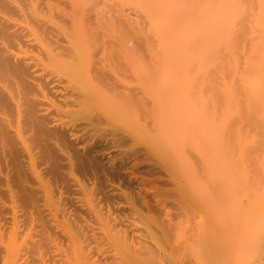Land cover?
<instances>
[{
  "label": "bare ground",
  "instance_id": "obj_1",
  "mask_svg": "<svg viewBox=\"0 0 264 264\" xmlns=\"http://www.w3.org/2000/svg\"><path fill=\"white\" fill-rule=\"evenodd\" d=\"M134 1L0 0V264H264V93L233 98L245 85L227 59L201 60L199 80L153 57L160 0L141 16ZM201 1L161 15L182 37L205 8L253 7V28L245 10L227 32L264 76V0ZM219 73L246 100L234 114Z\"/></svg>",
  "mask_w": 264,
  "mask_h": 264
},
{
  "label": "rangeland",
  "instance_id": "obj_2",
  "mask_svg": "<svg viewBox=\"0 0 264 264\" xmlns=\"http://www.w3.org/2000/svg\"><path fill=\"white\" fill-rule=\"evenodd\" d=\"M134 1V0H133ZM139 1V2H138ZM138 1H134L133 2V5H134V8H135V11L136 10H138V16L141 14V12H143V13H145L144 11H145V9H144V5L145 4H147L146 3V0H138ZM143 1V2H142ZM156 0H152V5H156V7L157 8H159V9H161V11L163 12V14H169V13H173V14H176V13H178L179 12V10L180 9H178L179 7H180V4H182V0L181 1H179L180 3H172V2H170V0H163V2H162V0H160V1H158L159 2V4L161 5H158V3H156L155 2ZM205 1V0H204ZM141 2V3H140ZM156 4H155V3ZM161 2V3H160ZM177 2V1H176ZM138 3V4H137ZM154 3V4H153ZM203 0L201 1V7L200 8H205L204 6H203ZM217 3V2H216ZM218 4V3H217ZM217 4H215V5H217ZM140 5V6H139ZM167 5V6H166ZM177 5L179 6V7H177ZM214 5V7L216 8V6ZM220 6H222L221 5V3L219 4ZM219 5H217V7L219 8ZM174 6V7H173ZM181 6H183V5H181ZM136 7L137 8H139V9H136ZM213 7V6H212ZM212 7H211V9H212ZM225 7V6H224ZM228 6H226L225 7V9L222 11V15L221 16H217L218 14L220 15V13H217L215 16H217L216 17V19H214L213 18V13H214V11L215 12H219L220 10L218 9V8H214L213 10V12H212V14H211V11H210V7H208L209 9L207 10L206 8H205V16H212L211 17V19H209V17L207 18L209 21H207L206 20V18H204L203 19V17L201 16V20L199 21V23L197 24V25H195V26H193L194 27V29H196V30H194V29H192L193 27H190L192 30H193V32L192 31H190L191 29L189 28V19L188 20H185L184 21V28H182V26H181V32L182 31H184V34H183V36L182 37H179V32H176L174 29H173V27H172V25L170 26L169 24H166L165 23V18L163 17V15H161L162 14V12H161V14H157V15H159V17L157 16H155V17H153V18H151L150 19V21H149V23H148V27L147 28H145V29H147V31L149 32V30H148V28L150 27V29H152L150 32H153V34L152 35H156L157 37H156V39L157 40H159L160 42H161V44H160V42L158 41L157 42V40H155V41H153V44H154V42H156L155 44L156 45H160V46H155L154 48H153V46L155 45H153L152 46V49H153V53H154V55L155 56H153V57H156V58H160V59H166V60H168V61H170L171 59H172V63H176L177 64V62H181V66L180 65H178L177 64V66H180L179 68H180V70L183 72V73H187V75H189L190 76V78H192V79H196L195 78V76L197 77L198 76V78H199V80H200V77L202 76L201 74H205V71L207 70L208 71V69H205V68H209V71L211 70V69H213L212 67H214V64L218 61V62H222V61H224V60H228V64L231 66H233V73H234V77H237L236 79H238V80H240V82L242 83V81H243V84H238V83H240V82H238L237 83V86L238 85H241L242 87H243V85H245V89H240L239 88V90H237L238 89V87L237 88H235V87H233V83L232 82H234V81H232L231 82V80H235V78H233V79H231V78H229V79H231V80H229V83L228 84H226V82H225V78L227 77H225L223 74H221V73H219V77H218V79L221 81V83H220V81H218V79H217V77L214 75L213 77H216V79H217V81H215V78H214V80H213V77H212V79H210V82H211V80H213L214 81V83L216 84H214V86H217L218 88H216L215 87V89L217 90V91H215V93L216 92H218V91H220V93L222 94L223 93V95H224V101H225V103L221 100V98H220V102L222 101V103H220V105H222L223 104V106H221V107H223V109H230L231 110V108L230 107H232L233 108V110H231L230 112L231 113H235V111L237 110V108H240L241 106L243 107L244 106V101H246L245 100V96L247 97V96H252V95H254V93H255V91L257 90V88L258 87H260V88H258V90L257 91H259V90H261V91H259V92H262V93H264V87H262V85H264V76H262V75H258L257 76V74H255V70H257L256 68H258L257 67V65L255 64V63H257V59L255 60V57H254V59L253 58H249V57H247L246 55H245V52H247V53H249V55L252 53L251 51L252 50H244L245 49V47H244V45H246L247 46V43L246 42H244V41H242V40H239V41H241L242 42V44H239V45H242V46H239V48H241V51L243 50V52L241 53V52H239V53H236V52H234V51H238L237 49H239V48H237V47H235V45L236 46H238V43H241V42H236L237 44H235V43H232L231 42V44L234 46V48L232 49L231 47H233L232 45L230 46V41H231V36H230V34L227 32L228 31V28H229V26L232 24V26H234L235 24H237V22H239L240 21V19L242 18V15H244L246 12L248 13L249 11V14L251 13L252 14V17H251V19L248 17L249 16V14H248V16H243V21L241 20L240 22H241V24H242V22H244V23H247V24H249V26L251 27V28H253V21H254V19H252L253 18V16H255L256 14H254V13H256V11L254 10V8L253 7H251L250 9H249V7L247 8L246 6H241V7H244V8H242V9H240V11L242 10V13H241V16H239L240 14V11H237V7L238 6H236V8H235V6L234 5H231V9H230V11L228 10V9H226ZM230 7V6H229ZM233 7V8H232ZM246 7V8H245ZM166 8H168L167 10H166ZM181 8V7H180ZM183 8V7H182ZM199 8V9H200ZM234 8H235V10H236V12H233V13H230V14H233V16H235V17H231V15L229 14V12H231V10L233 9V11H234ZM253 8V9H252ZM247 9H249V10H247ZM218 10V11H217ZM228 10V11H227ZM244 10V11H243ZM245 10H246V12H245ZM166 11V12H165ZM201 11V10H200ZM227 13H226V12ZM254 11V12H253ZM165 12V13H164ZM196 12V11H195ZM197 12H198V9H197ZM209 12V13H208ZM245 12V13H244ZM247 13H246V15H247ZM207 14V15H206ZM209 14V15H208ZM237 14H239L238 16H237ZM250 14V15H251ZM224 15V16H223ZM225 15H228L226 18L229 20V21H227V22H229L228 23V26H226V24H227V22L225 21L226 19H225ZM141 16V15H140ZM214 16V17H215ZM232 18H230V17ZM218 17H220L221 19H222V21L221 22H218V21H220V18H219V20L217 19ZM244 17H248L247 18V20H245V18ZM142 18V17H141ZM158 18V19H157ZM240 18V19H239ZM156 19V20H155ZM213 19V20H212ZM250 19V21L252 20V22L250 23V21H248ZM139 21L141 20V19H138ZM160 20V21H159ZM203 20V21H202ZM212 20V21H211ZM141 21H143V20H141ZM162 21V22H161ZM201 21L203 22V24L201 23ZM210 21H211V23H210ZM218 22V26H216L217 25V22ZM205 22V23H204ZM215 22V23H214ZM224 22V23H223ZM230 22H231V24H230ZM233 22V23H232ZM164 24V25H162V24ZM208 23H210L211 24V26H206ZM150 24V25H149ZM202 24V25H201ZM210 24H208V25H210ZM213 24H215L214 26H213ZM147 25V24H146ZM201 25V26H200ZM240 25V24H239ZM238 25V26H239ZM244 25V24H243ZM167 26V27H166ZM186 26H187V28H186ZM203 26H204V28H206V30L208 31L209 30V32L207 33V34H209V36H207L206 35V31H205V29L203 28ZM232 26H230V27H232ZM241 26V25H240ZM245 26V25H244ZM247 26V25H246ZM245 26V27H246ZM200 28H201V30H200ZM237 28H239V27H237ZM190 29V30H189ZM203 29H204V32H203ZM213 29V30H212ZM215 29H217L216 30V32H214L215 31ZM219 29L222 31V32H220L219 31ZM246 29V28H245ZM248 30V29H247ZM168 31V32H167ZM189 31H190V33L191 34H189ZM200 31H202V32H200ZM220 33H223L222 35H220V37L218 36L219 35V32ZM248 31H251V30H248ZM247 31V33L248 34H251V32H248ZM149 32V33H150ZM197 32V33H196ZM198 32H199V35L202 33L203 34V38H205L204 36H207L205 39H201L202 37V34L199 36V35H197L198 34ZM187 34V35H186ZM218 34V35H217ZM190 35V36H189ZM199 36V37H196V36ZM227 35V36H226ZM178 36V37H177ZM185 36H187L186 38H185ZM196 37V38H194L193 39V37ZM215 37V38H213V37ZM177 37V38H176ZM219 37V38H218ZM252 37H254V35L253 34H251V36H250V38H252ZM184 38V39H183ZM212 38V39H211ZM217 38V39H216ZM169 39V40H168ZM191 39H193V40H191ZM198 40V43H197V41L196 40ZM199 39H201V40H199ZM254 39V38H253ZM203 40V41H202ZM220 40V41H219ZM221 40H223L222 42H224V43H222V44H224V45H222L223 47L225 46V52L222 50V47H221V45L219 44V42H221ZM173 41V42H172ZM188 41V42H187ZM191 41V42H190ZM192 41H193V43L194 44H198L196 47H194L195 45L193 44L192 45ZM194 41H196V42H194ZM199 41H200V44H199ZM214 41V42H213ZM216 41H219L218 42V45H220V46H217L216 44H217V42ZM252 41V40H251ZM248 41V43L249 44H253L254 42H256V41ZM179 42V43H178ZM184 42V43H183ZM228 42V43H227ZM159 43V44H158ZM172 44V45H170V44ZM174 43V44H173ZM187 43V44H186ZM190 43V44H189ZM202 43V44H201ZM205 43V44H204ZM212 43L214 44V43H216L215 45L217 46V47H219V49H220V47H221V49H220V53L222 54V51L224 52V53H226L227 52V50H228V55L227 54H225V55H218L219 53H211V51H212V49H213V47H215L214 45L211 47V45H212ZM246 43V44H245ZM184 44H186V45H184ZM235 44V45H234ZM248 44V45H249ZM188 45H192L195 49H194V51H192L193 50V48H192V46L190 47L189 46V48L190 49H188ZM207 45H209V46H207ZM177 46H178V48H177ZM182 46V47H181ZM156 47L157 48H159L158 50L156 49ZM185 47H186V49H185ZM216 47V48H217ZM244 47V48H243ZM167 48V49H166ZM181 48V49H180ZM199 48V49H198ZM201 48H203V50H200ZM208 48V49H207ZM236 48V49H235ZM243 48V49H242ZM247 48H249V49H252V45L251 46H248ZM157 51H159L160 50V52H161V54H160V56L162 57H159V55H158V53L159 52H157ZM183 49V50H182ZM192 49V50H191ZM207 49V50H206ZM187 52H186V51ZM190 50V51H189ZM197 50V51H196ZM202 52V55H200L201 54V52ZM206 50V51H205ZM192 51V52H191ZM207 51L209 52L210 51V53H207ZM213 51H214V49H213ZM216 51V50H215ZM214 51V52H215ZM239 51H240V49H239ZM197 52H199V54L197 53ZM182 53H183V55H182ZM186 53H187V55H186ZM195 53V54H194ZM206 53H207V56H206ZM259 53H261V55H262V57L260 56V55H258ZM259 53L256 55L257 57L259 56V57H261V59H259V57H258V59L260 60V66H264V54H262V53H264V45H262V47L260 48V50H259ZM185 54V55H184ZM189 54H190V56H189ZM194 54V55H193ZM230 54V55H229ZM236 56H235V55ZM185 56H187V58L185 57ZM201 56V57H200ZM206 56V57H205ZM234 58H232V57ZM245 56V57H244ZM168 57H170L169 59H168ZM190 57H192V58H190ZM236 57L240 60L241 59V61H239L238 59H236ZM256 57V58H257ZM185 58V59H184ZM190 58V59H189ZM243 58V59H242ZM248 60H247V59ZM179 59V60H178ZM193 59V61H190V60H192ZM204 59V60H203ZM232 59L234 60L233 61V64L231 63H229L230 61L232 62ZM249 59H251V61L249 60ZM187 60H189L188 62H187ZM201 60L204 62L205 61V63H206V61H209V62H207V64L206 65H208V66H205L203 63H201ZM242 60H244L245 62L246 61H248V64H250L251 65V62H252V64H253V66L251 65V69H250V72H247V74H246V76H243L242 77V75H244L245 73L243 72V69H242V72L244 73H240L239 71H237V70H239V68L241 69V67L243 66V64H242V66H240L239 64L240 63H244V61H242ZM195 61H200V63L198 62L197 63V65H195ZM213 61H215V63L213 62ZM240 63H239V62ZM171 62V61H170ZM179 62V63H180ZM186 62V63H185ZM235 62H236V64L238 65H235ZM250 62V63H249ZM255 62V63H254ZM187 63H188V65H190V66H188L187 65ZM194 63V65L193 66H195L194 68H198V69H194V68H191V67H193V66H191L192 64ZM211 63V64H210ZM258 63H259V61H258ZM220 64V63H219ZM219 64H216V65H219ZM203 65V66H202ZM216 65H215V67H216ZM229 65H227V66H229ZM254 65H256V66H254ZM240 66V67H239ZM259 66V65H258ZM183 67V68H182ZM186 67V68H185ZM188 67H190V68H188ZM214 67V68H215ZM219 67V66H218ZM256 67V68H255ZM188 68V69H187ZM204 68V69H203ZM254 68H255V70H254ZM185 69V70H184ZM190 69H192L191 71H190ZM193 69H194V71H193ZM227 69H228V67H227ZM237 69V70H236ZM184 70V71H183ZM197 70V71H196ZM230 70V69H229ZM252 70L254 71L253 73H254V75L252 74ZM259 70H260V67H259ZM190 71V72H189ZM192 71H193V73H192ZM245 71V70H244ZM249 71V70H248ZM236 72H237V74H236ZM188 73H192V75H190V74H188ZM195 73V74H194ZM257 73L259 74V71H257ZM193 74H194V76H193ZM206 74H207V72H206ZM218 74V73H217ZM221 74V75H220ZM186 75V74H185ZM201 75V76H200ZM238 75V76H237ZM257 76L258 77V79L260 78V79H262V82H261V80L259 79L258 81L260 82V86H259V82L258 83H256L255 81H257V79L255 80V79H252V76L254 77V76ZM207 76V75H206ZM223 76V77H222ZM249 76V77H248ZM211 77V76H210ZM240 77V78H239ZM257 77H255V78H257ZM220 78H222V79H220ZM227 79V78H226ZM242 79H244V80H242ZM224 80V81H223ZM242 80V81H241ZM237 81V80H236ZM235 81V82H236ZM247 81V82H246ZM217 82V83H216ZM219 82V83H218ZM234 82V83H235ZM246 82V83H245ZM211 83H213V82H211ZM230 83H232V84H230ZM256 85V87L254 86V84ZM218 84H221L220 86H222V89L220 88V86H218ZM225 84V85H224ZM236 84V83H235ZM254 87H253V86ZM235 86V85H234ZM241 86H239V87H241ZM235 88L236 90H234V91H236V92H232V89L233 88ZM241 87V88H242ZM227 88V89H226ZM244 88V87H243ZM251 88H253V89H251ZM256 88V89H255ZM262 88V89H261ZM226 89V90H225ZM231 89V90H230ZM255 89V90H254ZM223 92H222V91ZM241 90V91H240ZM251 90L253 91V92H251ZM226 93H225V92ZM237 91H239V92H243V91H245V95H243L244 94V92L242 93V94H238L237 95V93H239V92H237ZM258 92V93H259ZM228 93V94H227ZM230 93L232 94V96H233V98H234V96L235 95H237V96H240L241 95V97H242V95L244 96L243 97V99H244V101L242 100V98H240V99H238L237 97H235V98H237V100H240L239 101V105H240V107L238 106V101H237V103L233 100V98H231V97H229V95H230ZM253 93V94H252ZM219 94V93H218ZM227 94V95H226ZM247 94H249V95H247ZM255 94H257V93H255ZM223 95H221L222 97H223ZM248 98V97H247ZM223 99V98H222ZM228 99V101H226ZM230 99H231V102L233 103V104H229V103H231L230 102ZM248 99H250V98H248ZM235 102H233V101ZM260 100V103H258V105H256L257 104V102ZM259 100H256L257 102H255L256 104L254 105V103H253V105L254 106H256V107H254V106H252V105H249V106H252V107H254V109H256L257 111L258 110H260L259 111V113H261L260 114V116L259 117H264V112H262V111H264V109H262V108H264V107H262V106H264V99H259ZM241 101H243V103H241ZM251 101V103H252V100H250ZM246 103H248V101L246 102ZM242 104V105H241ZM232 105V106H231ZM235 105V106H234ZM236 105H237V108H235L236 107ZM246 105V104H245ZM248 105V104H247ZM246 105V106H247ZM241 107V108H242ZM248 107V106H247ZM235 108V109H234ZM240 108V109H241ZM245 108V107H244ZM262 109V110H261ZM239 110V109H238ZM256 111V112H257ZM258 113V114H259Z\"/></svg>",
  "mask_w": 264,
  "mask_h": 264
}]
</instances>
